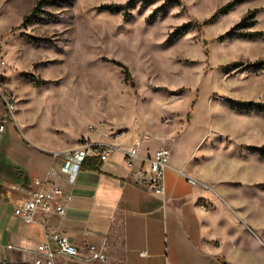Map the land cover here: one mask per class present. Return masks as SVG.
I'll use <instances>...</instances> for the list:
<instances>
[{
	"label": "rangeland",
	"instance_id": "rangeland-1",
	"mask_svg": "<svg viewBox=\"0 0 264 264\" xmlns=\"http://www.w3.org/2000/svg\"><path fill=\"white\" fill-rule=\"evenodd\" d=\"M128 1L0 0V100L11 96L23 133L55 151L143 133L151 148L192 155L194 174L228 190L263 238L264 110L237 103L264 104V68L252 66L264 61V0L217 17L233 0L101 8Z\"/></svg>",
	"mask_w": 264,
	"mask_h": 264
},
{
	"label": "crops",
	"instance_id": "crops-1",
	"mask_svg": "<svg viewBox=\"0 0 264 264\" xmlns=\"http://www.w3.org/2000/svg\"><path fill=\"white\" fill-rule=\"evenodd\" d=\"M5 112L0 100V118ZM157 148L144 141L141 154L152 156ZM62 153L32 140L17 121L0 131V264H32L46 230L108 256L106 262H83L60 255L55 264H264V237L245 226L241 204L228 190L213 189L194 174L192 155H171L166 194L159 198L133 184L140 161L130 166L121 152L104 158L99 170L77 173L63 170ZM52 168L58 175L49 179L71 195L66 216L44 225L39 213L24 223L14 215L15 205Z\"/></svg>",
	"mask_w": 264,
	"mask_h": 264
},
{
	"label": "built area",
	"instance_id": "built-area-1",
	"mask_svg": "<svg viewBox=\"0 0 264 264\" xmlns=\"http://www.w3.org/2000/svg\"><path fill=\"white\" fill-rule=\"evenodd\" d=\"M1 101L6 111L0 118V131H3L6 124L15 119V102L8 95H1ZM120 138L119 136L109 138L112 142L88 140L70 151H65L62 153L63 170L68 173H77L82 169L85 160L104 159L118 151L123 154L125 162L130 166L140 161V165L133 172V184L138 188L148 189L153 195L163 198L166 194L165 176L170 165L171 150L167 146H161L152 156L144 157L141 154L145 141L143 133L138 134L132 141L130 140L129 144H123ZM56 175L58 171L52 168L48 172V178L37 180V189L27 191L26 197L15 205L14 215L24 223H32L35 216L42 213L46 217L43 220L44 225L50 218H64L71 195L61 185L49 179ZM60 255L83 262L108 261V256L97 246L88 245L84 250H80L61 232L46 230L41 250L32 264H55L56 258Z\"/></svg>",
	"mask_w": 264,
	"mask_h": 264
},
{
	"label": "trees",
	"instance_id": "trees-1",
	"mask_svg": "<svg viewBox=\"0 0 264 264\" xmlns=\"http://www.w3.org/2000/svg\"><path fill=\"white\" fill-rule=\"evenodd\" d=\"M242 0H233L231 2H229L228 4H226L225 6L221 7L220 9H218V11L215 13V15L213 17H217L219 14L225 13L228 10H230L233 6H235L238 2H240ZM132 6V0L126 2L125 4H110V5H104L101 8L108 10L110 12H115V13H126L128 9H130ZM212 17V19H213ZM254 15L253 13L248 14L247 16H245L239 24H237L235 27L231 28L227 33L226 36H235L237 33L235 30L237 27L239 26H245V27H249L252 23L251 21L253 20ZM210 19L206 20L205 22H209ZM256 35H259V33H254V32H247V33H243L242 37L245 38H254ZM120 66H123L121 63H119ZM252 66L255 67H259V68H264V61H259L254 63ZM125 69V73L126 76L128 77V79L130 78L129 76V72L127 70L126 67H124ZM241 106H245V107H251V108H257L259 110H264V104L263 103H255V102H241V103H237ZM103 163V159L101 158H89L87 160L84 161L82 168L84 169H88V170H99L100 167L102 166Z\"/></svg>",
	"mask_w": 264,
	"mask_h": 264
}]
</instances>
